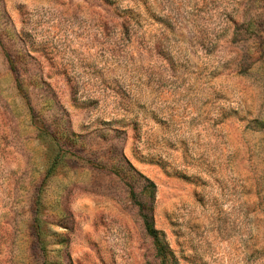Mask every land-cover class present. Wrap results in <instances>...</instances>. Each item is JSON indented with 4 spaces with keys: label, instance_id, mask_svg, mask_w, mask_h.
I'll list each match as a JSON object with an SVG mask.
<instances>
[{
    "label": "rangeland",
    "instance_id": "374dc122",
    "mask_svg": "<svg viewBox=\"0 0 264 264\" xmlns=\"http://www.w3.org/2000/svg\"><path fill=\"white\" fill-rule=\"evenodd\" d=\"M151 218L264 264V0H0V264H162Z\"/></svg>",
    "mask_w": 264,
    "mask_h": 264
},
{
    "label": "trees",
    "instance_id": "16d2710c",
    "mask_svg": "<svg viewBox=\"0 0 264 264\" xmlns=\"http://www.w3.org/2000/svg\"><path fill=\"white\" fill-rule=\"evenodd\" d=\"M153 187L154 184H152ZM148 233L154 239L156 255L160 258L162 264H178L173 258L172 251L166 241L165 234L155 227L153 218L147 219L145 222Z\"/></svg>",
    "mask_w": 264,
    "mask_h": 264
}]
</instances>
